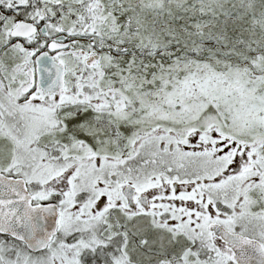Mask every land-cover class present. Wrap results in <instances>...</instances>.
<instances>
[{
  "label": "snow or ice",
  "instance_id": "snow-or-ice-1",
  "mask_svg": "<svg viewBox=\"0 0 264 264\" xmlns=\"http://www.w3.org/2000/svg\"><path fill=\"white\" fill-rule=\"evenodd\" d=\"M0 264H264V0H0Z\"/></svg>",
  "mask_w": 264,
  "mask_h": 264
}]
</instances>
